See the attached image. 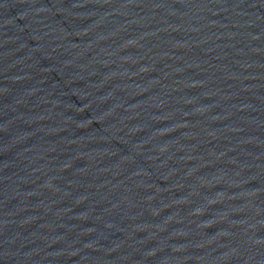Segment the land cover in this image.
Instances as JSON below:
<instances>
[{"label": "water", "instance_id": "obj_1", "mask_svg": "<svg viewBox=\"0 0 264 264\" xmlns=\"http://www.w3.org/2000/svg\"><path fill=\"white\" fill-rule=\"evenodd\" d=\"M0 264H264V0H0Z\"/></svg>", "mask_w": 264, "mask_h": 264}]
</instances>
